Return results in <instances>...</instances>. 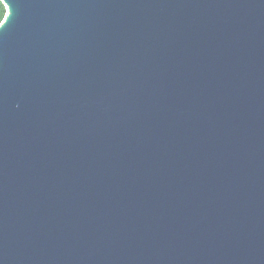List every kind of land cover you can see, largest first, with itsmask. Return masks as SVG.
<instances>
[{"label":"water","instance_id":"95a60500","mask_svg":"<svg viewBox=\"0 0 264 264\" xmlns=\"http://www.w3.org/2000/svg\"><path fill=\"white\" fill-rule=\"evenodd\" d=\"M0 1V264H264V0Z\"/></svg>","mask_w":264,"mask_h":264},{"label":"trees","instance_id":"16d2710c","mask_svg":"<svg viewBox=\"0 0 264 264\" xmlns=\"http://www.w3.org/2000/svg\"><path fill=\"white\" fill-rule=\"evenodd\" d=\"M5 14H6V8L3 5V3L0 1V24L3 21Z\"/></svg>","mask_w":264,"mask_h":264},{"label":"snow or ice","instance_id":"6c2138e0","mask_svg":"<svg viewBox=\"0 0 264 264\" xmlns=\"http://www.w3.org/2000/svg\"><path fill=\"white\" fill-rule=\"evenodd\" d=\"M9 18H10V16H9ZM9 18H8V20H9ZM8 20H7V21H8Z\"/></svg>","mask_w":264,"mask_h":264}]
</instances>
